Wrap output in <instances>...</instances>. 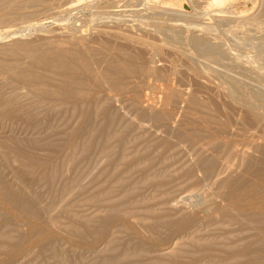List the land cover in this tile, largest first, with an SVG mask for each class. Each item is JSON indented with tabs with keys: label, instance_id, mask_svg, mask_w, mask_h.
<instances>
[{
	"label": "bare ground",
	"instance_id": "1",
	"mask_svg": "<svg viewBox=\"0 0 264 264\" xmlns=\"http://www.w3.org/2000/svg\"><path fill=\"white\" fill-rule=\"evenodd\" d=\"M0 25L45 33L0 65V264H264V0H0Z\"/></svg>",
	"mask_w": 264,
	"mask_h": 264
},
{
	"label": "rangeland",
	"instance_id": "2",
	"mask_svg": "<svg viewBox=\"0 0 264 264\" xmlns=\"http://www.w3.org/2000/svg\"><path fill=\"white\" fill-rule=\"evenodd\" d=\"M40 16V15H39ZM42 16V15H41ZM49 18H50V16H49ZM48 18V19H49ZM44 21L42 22V23H44L43 25L44 26H41L43 29L45 28H48V29H50V28H53V24H52V22H51V20H49L48 22H45V21H47L48 19L47 18H42ZM39 20H41V18L39 19ZM36 21H38V20H34L33 22H36ZM32 22V23H33ZM25 24L26 23H22V24H15L14 26H12V27H10L11 29H16V28H18V27H22L23 25L25 26ZM47 24V25H46ZM50 24H51V26H50ZM4 25V24H3ZM6 25V24H5ZM49 25V26H48ZM53 25V26H52ZM1 27H0V31H4V30H7L8 29V27H6V26H2V25H0ZM38 27H40V26H38ZM38 27H36V26H34V27H32L31 29H29V30H27V32H25V33H28V34H26V35H22L21 37L20 36H16V35H11V36H2V37H0V65H2V64H5V63H7V62H12V56L11 55H9V54H7V51H5V49L4 48H6V47H8L12 42H14V41H16V40H21L22 39V41L23 42H27V43H33V42H36V41H39L40 39H41V37H42V35H44V34H41V31L40 30H43V29H41V27H40V30H39V28ZM50 27V28H49ZM33 28H35L36 30H33ZM42 32H44V31H42ZM40 34V35H39ZM24 36V37H23ZM21 38V39H20ZM40 38V39H39ZM8 133V132H7ZM185 153V152H184ZM227 161H230V163H233L234 161H235V158L234 157H230ZM10 176H8V178H9ZM181 192H180V189L178 190L179 192H175V194L173 195V200L171 201V203H173L174 204V202H176V204L175 205H179L180 204V202L179 201H181V202H190V201H192V200H195L194 199V196H195V194L194 193H196V191L193 189V188H185L184 187V189L181 187ZM192 191H191V190ZM185 190H189V192L188 191H185ZM202 189H199V191H201ZM184 191V192H183ZM183 192V193H182ZM188 193H189V196H188ZM193 196H192V195ZM187 195V196H186ZM186 196V197H185ZM191 196V197H190ZM181 197V198H180ZM190 197V198H189ZM182 199V200H181ZM185 200V201H184ZM177 202H179V203H177ZM39 264H45V263H39Z\"/></svg>",
	"mask_w": 264,
	"mask_h": 264
}]
</instances>
